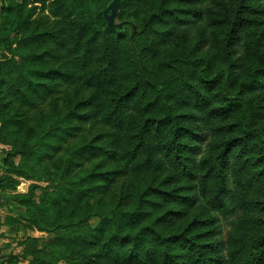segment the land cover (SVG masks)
<instances>
[{
    "label": "trees",
    "instance_id": "trees-1",
    "mask_svg": "<svg viewBox=\"0 0 264 264\" xmlns=\"http://www.w3.org/2000/svg\"><path fill=\"white\" fill-rule=\"evenodd\" d=\"M113 1L55 0L57 31L0 10V53L44 49L0 65L42 117L34 154L60 140L56 193L18 199L68 221L51 250L73 264H264V0H120L111 24Z\"/></svg>",
    "mask_w": 264,
    "mask_h": 264
},
{
    "label": "rangeland",
    "instance_id": "rangeland-1",
    "mask_svg": "<svg viewBox=\"0 0 264 264\" xmlns=\"http://www.w3.org/2000/svg\"><path fill=\"white\" fill-rule=\"evenodd\" d=\"M15 1L18 3L29 2L28 6L31 9L32 21L35 26L38 23H43V29L57 31L66 23L64 14L61 11H56L53 6L55 0H0V10ZM120 9L121 3L115 18L116 24L121 23L118 19ZM135 20L137 18L132 19L134 22ZM122 25V28L128 31L133 29L130 24L122 23ZM18 45V43L14 45L11 52L0 53V65L12 60L20 72L25 65L28 53L38 54L44 49L29 48L22 52ZM51 47L53 46L49 44L45 49L48 50ZM49 62L54 64L56 60L49 59ZM56 65L59 66V63ZM0 78H2L0 83V264H33L36 254L42 258H53L57 264H73L64 260L63 250L60 248L55 250L56 254L53 253V249L51 250L55 239L64 237L70 231L63 226L68 221L57 220L58 215L52 209L51 211L46 209L45 203H43L47 218L39 219L41 223H36L28 214L25 205L21 202L22 199H18L22 195L28 196L36 205L41 203L45 194L56 193L60 181L56 175H53L52 171L55 170L53 164L51 162L49 164L43 155L50 153L51 143L56 145L60 140L50 141L40 154H34L40 147V137H35L33 132L42 117L40 116L36 122L32 121L31 117H37L39 110L30 109L12 97L7 91V79L3 76ZM64 91V89L60 90L59 96ZM34 101L37 102V99ZM41 106H47L45 119L48 120L49 117H52L51 109L48 108L49 102H41ZM63 109L62 105L60 110L64 115L65 109ZM19 119H28L29 123L20 129L16 125ZM39 123H42V120ZM29 128H31L30 131ZM65 131L62 132L64 147L70 142L67 137L68 133ZM28 142L31 143L28 144ZM97 223V219L90 221V224L94 226Z\"/></svg>",
    "mask_w": 264,
    "mask_h": 264
},
{
    "label": "water",
    "instance_id": "water-1",
    "mask_svg": "<svg viewBox=\"0 0 264 264\" xmlns=\"http://www.w3.org/2000/svg\"><path fill=\"white\" fill-rule=\"evenodd\" d=\"M21 1H25V0H21ZM119 7H120V0H114L113 3L110 5V7L106 11V15L108 14V12H111V15L107 16V19L111 24L115 22V18L117 16Z\"/></svg>",
    "mask_w": 264,
    "mask_h": 264
}]
</instances>
